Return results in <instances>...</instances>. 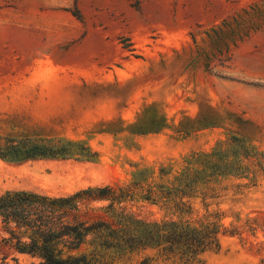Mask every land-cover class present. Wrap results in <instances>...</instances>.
<instances>
[{"label": "rangeland", "instance_id": "rangeland-1", "mask_svg": "<svg viewBox=\"0 0 264 264\" xmlns=\"http://www.w3.org/2000/svg\"><path fill=\"white\" fill-rule=\"evenodd\" d=\"M263 2L0 0V135L82 140L98 153L95 162L0 160V194L63 196L126 184L134 165L178 167L232 137L264 152V19L242 40L234 29L207 37L223 20ZM220 206L256 220V235L223 236L219 252L194 263L152 249L106 260L264 264V179L229 192ZM133 210L161 217L148 204ZM1 253L7 264H15L13 256L18 264H38L2 244Z\"/></svg>", "mask_w": 264, "mask_h": 264}, {"label": "trees", "instance_id": "trees-1", "mask_svg": "<svg viewBox=\"0 0 264 264\" xmlns=\"http://www.w3.org/2000/svg\"><path fill=\"white\" fill-rule=\"evenodd\" d=\"M263 19L264 2L254 4L223 20L207 37L234 29L242 40L258 30ZM218 54L225 56L227 51ZM97 157L82 140L0 135V160L10 163L95 162ZM133 168L126 184L89 186L63 196L24 190L1 193L5 237L0 244L38 264H113L106 258L147 249L194 263L208 252H219L223 236L256 235V220H243L220 206L229 192L238 194L264 179V152L246 140L232 137L210 151L187 156L178 167L170 162ZM138 203L157 208L161 217L141 218L133 210ZM1 254L0 263L7 264L8 255ZM11 259L18 264L15 256Z\"/></svg>", "mask_w": 264, "mask_h": 264}]
</instances>
